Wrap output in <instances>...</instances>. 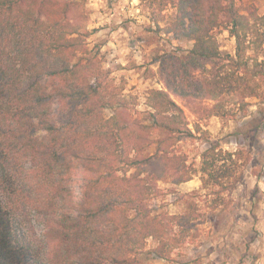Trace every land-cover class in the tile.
Instances as JSON below:
<instances>
[{"label":"trees","instance_id":"trees-1","mask_svg":"<svg viewBox=\"0 0 264 264\" xmlns=\"http://www.w3.org/2000/svg\"><path fill=\"white\" fill-rule=\"evenodd\" d=\"M84 1L0 0V264H145L149 240L152 257L169 261L197 237L198 202L215 210L252 159L201 122L264 104V14L241 13L237 0H139L173 9L163 31L193 42L156 53L162 88L148 90L142 117L89 47ZM219 30L233 55L219 50ZM187 142L207 144L198 164L180 151ZM196 175L204 194L190 192L182 213L152 208L160 185Z\"/></svg>","mask_w":264,"mask_h":264},{"label":"rangeland","instance_id":"rangeland-1","mask_svg":"<svg viewBox=\"0 0 264 264\" xmlns=\"http://www.w3.org/2000/svg\"><path fill=\"white\" fill-rule=\"evenodd\" d=\"M121 2L85 0L84 15L78 21H85L86 29L91 32L87 39L89 47L100 49L104 67L123 88V94L136 98L137 110L143 117L148 90L162 88L156 76V53H180L190 49L193 42L176 40L163 31L171 22L173 9L158 11L139 0L127 2L124 6ZM250 4L258 14H264V0H237L241 13ZM105 18L110 20L109 23L104 22ZM108 33L114 34L107 38ZM214 37L222 53L233 55L235 43L227 31H216ZM177 102L182 105L180 100ZM252 102L256 104L246 118L211 117L201 122L211 140L223 149H243L250 153L252 159L241 182L230 195H223L222 203L215 210L206 207V199L198 202L197 220L202 224L196 227L197 237L173 251L169 261L152 257L151 251L156 243L149 240L139 256L145 264H264V104L254 99ZM183 109L192 128L196 117ZM104 114L109 116L110 110H105ZM206 147L203 142H187L180 145V151L198 164L199 153ZM153 150L152 147L149 152ZM252 170L257 176L251 174ZM73 187L78 194L76 182ZM160 187L164 194L151 205L159 213L180 214L190 192L204 194L200 190L199 175L177 186Z\"/></svg>","mask_w":264,"mask_h":264},{"label":"crops","instance_id":"crops-1","mask_svg":"<svg viewBox=\"0 0 264 264\" xmlns=\"http://www.w3.org/2000/svg\"><path fill=\"white\" fill-rule=\"evenodd\" d=\"M131 1L134 2V1H137V0H122L121 5L124 6V5L127 4V2H130V3H131ZM109 21H110L109 19H106V18L104 19V22H106V23H109ZM108 34H109V33H108ZM113 34H114V33H111V34H109V35H105V37L108 38L110 35H113ZM109 44H110V45H113L111 42H109ZM114 47L116 48V46H114Z\"/></svg>","mask_w":264,"mask_h":264}]
</instances>
